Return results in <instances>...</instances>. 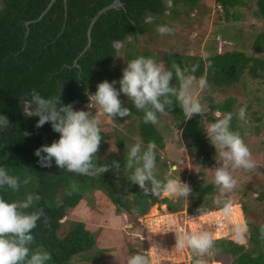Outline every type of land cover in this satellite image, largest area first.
Masks as SVG:
<instances>
[{
    "label": "trees",
    "instance_id": "1",
    "mask_svg": "<svg viewBox=\"0 0 264 264\" xmlns=\"http://www.w3.org/2000/svg\"><path fill=\"white\" fill-rule=\"evenodd\" d=\"M203 1L122 0V7L102 15L95 24L92 44L87 50L88 31L93 19L115 0H68L67 4L64 0H57L53 5V0H0V114L6 115L10 122L8 130L0 133V164L7 165L11 174L20 176L21 179L25 175L33 177V182L27 186L22 185L19 192L5 189L0 195L9 201H19L28 192L38 194L39 198L32 210L43 208L48 219L45 222L42 218L33 230V247L40 246L51 252L52 260L49 264H73L76 257L96 249L97 239L85 223L67 221L69 212L79 207L91 190L105 192L116 207V214L127 215L133 222L138 217L147 216L157 204L166 205L170 211L176 208L163 196H145L143 190L127 178L124 168L128 136L117 128L116 145L117 149L124 152V156L118 157L113 153L111 159L102 157L112 140L109 134L104 133L97 157L98 164L118 161L119 172L110 168L101 176L82 177L67 173L55 164L52 168H41L37 163L38 157L34 155L35 150L43 144H51L59 138V134L52 130L50 123L37 128L39 117L25 116L22 103L29 98L27 92L36 88L43 95L58 94L59 82L62 84V102L73 104L75 109L83 108L89 104L88 93L94 94L100 82L119 81L122 78L126 63L118 65L119 58L112 55L113 40L125 41V61L132 59L137 56L134 49L141 37L149 35L150 40L156 38L157 34L153 29L162 19L170 17L171 20H177L181 16L191 18L199 12ZM215 2L227 21L240 19L234 11L243 4L242 0ZM255 15L264 22V0L257 1ZM146 17H152L155 22L145 23ZM252 49L260 55L264 54V34L257 37ZM162 61L169 69L178 63L197 79L206 77L209 86L204 91L211 93L205 98L210 104L209 110L221 115L233 113V130L239 129L238 117L234 111L236 100L227 98L222 103H217L213 94H225L234 89L247 75L253 81L264 82V59L248 56L240 51L216 53L208 58L166 53ZM171 83L173 86L177 84L175 77ZM196 90L198 88L194 89ZM166 110L183 129L182 137L189 152L195 151L205 168L213 166L211 142L203 129L218 117L209 116L206 112L187 119L178 105ZM131 112L129 117H117V123L120 124V119L131 122L127 133H137L145 146L154 141L157 145V164L161 163L158 152L166 150L164 135L157 124L143 122V112ZM241 132L245 137V133ZM163 168L169 167L163 163ZM238 190L243 191V196L249 199V186L238 187ZM220 195L214 181L208 185L193 186L188 214L198 216L221 210L222 205L214 204ZM180 200L184 202L183 199ZM255 201H264V193H260ZM242 208L246 211L244 206ZM247 226L250 231L248 247L226 239L219 240L212 248L214 256L211 259L225 264H264L261 226L248 220ZM136 239L138 238H134Z\"/></svg>",
    "mask_w": 264,
    "mask_h": 264
},
{
    "label": "clouds",
    "instance_id": "2",
    "mask_svg": "<svg viewBox=\"0 0 264 264\" xmlns=\"http://www.w3.org/2000/svg\"><path fill=\"white\" fill-rule=\"evenodd\" d=\"M154 22L152 17L145 19V23ZM155 30L162 36L175 33V28L168 24L158 23ZM125 43L123 40L111 42L114 57L124 58ZM173 77L177 81L175 86L171 83ZM208 86L206 77L201 76L197 79L178 63L169 69L163 62H158L153 57L137 55L126 60V67L123 68L119 81L104 80L97 85L94 94L88 93V107L98 105L102 112L111 118L129 117L132 112L123 106L120 99L123 94L137 111L143 112L145 124H158L159 117L168 112L166 109H172L177 105L184 116L191 119L196 114L203 115L208 111L194 94V89H206ZM61 94L62 84L58 82V94L43 95L41 91L33 88L27 92L29 98L24 99L22 103L26 117H39L37 128L50 123L52 130L59 134V138L53 140L51 144H43L35 150L34 155L38 157L39 166L52 168L55 164L67 173L82 177L101 176L110 168H115L119 172L118 161L98 164L97 153L104 140V129L98 113L93 115L90 111L75 109L71 103L64 104ZM237 117L240 121L247 122V105L240 107ZM232 120L233 113H227L203 129L217 150V161L222 162V166L215 168L214 173V183L221 194L235 189L237 179L233 173L251 172L256 168L244 136L231 127ZM9 126L8 117L0 114V133H5ZM156 149L154 141L148 142L145 146L143 140H137L130 146L124 168L127 178L138 185L145 196L151 195L156 198L165 196L188 201L192 188L181 180L178 164L170 163L163 177L158 174ZM32 182L31 175H25L21 179L20 176L11 174L7 165L0 164V192L5 189L19 192L22 185L27 186ZM38 198V194L33 192L26 193L19 201H9L0 195V264H49L52 260L50 251L40 246L33 247L35 244L33 230L37 228L42 218L45 222L48 219L43 208L32 210ZM215 203L222 205V214L228 219V223L232 224L236 242L245 243L247 226L242 221L233 224V201L217 197ZM199 216L196 217L197 220ZM260 232L264 237V226H261ZM175 233V249L183 251L189 248L196 257L208 253L215 244L214 232L207 228L187 233L176 230ZM126 264H151V258L142 252H136L127 257ZM197 264H200L199 259Z\"/></svg>",
    "mask_w": 264,
    "mask_h": 264
},
{
    "label": "rangeland",
    "instance_id": "3",
    "mask_svg": "<svg viewBox=\"0 0 264 264\" xmlns=\"http://www.w3.org/2000/svg\"><path fill=\"white\" fill-rule=\"evenodd\" d=\"M257 1L242 0L243 4L237 11H234L240 16L238 21H227L222 10L217 7L215 0H204L200 4L199 12L192 15L191 18L181 16L177 20H171L167 15L169 18L162 19L160 24H168L174 27L175 33L162 36L156 32V38L153 40L149 39V35H145L140 38L134 51L137 55L153 57L158 62H163L162 58L166 53L208 58L216 53L233 51H240L248 56L264 59V54L260 55L252 49L257 37L264 34V22L255 15ZM155 28L154 31H156ZM125 63L124 49V58H119L118 65ZM194 94L208 109L207 115H214L218 118L224 116L219 113L214 114L209 110L210 104L205 101V98L211 94L209 91L198 89L194 91ZM213 95L217 103H222L227 98H234L237 102L234 109L236 115L240 107L247 105V122L238 119V131L245 133V142L249 146L256 164L255 170L251 172L236 171L233 173L237 179L235 189L221 194L219 198L221 200L230 199L234 206H238L246 226L247 220L264 226V201H255L260 193H264V82L253 81L247 75L234 89L228 90L225 94L216 93ZM120 99L123 106L134 112L137 111L126 96L122 94ZM88 105L80 109L90 111L93 115L98 113L104 133L112 137L102 157L106 160L111 159L113 153L118 157L124 156V152L117 149L115 128L128 136L127 148H129L139 140L137 133L130 135L126 131L131 127V122L127 123L126 120L120 119L122 121L118 124L119 118L107 116L98 105L92 108H89ZM257 119L262 121H256ZM157 126L165 137L166 145V150L158 152L161 157V163L157 164L160 177L166 174L169 169L163 168V163H166L168 167L172 163L179 165L181 180L188 183L191 188L195 185L212 183L215 168L222 166V162L217 161L216 148L212 147L213 145L210 143L213 166L205 168L195 151L189 152L187 143L182 137L183 129L174 122L171 115L168 113L161 115ZM241 186L242 188L249 186V199L243 196V191L238 190V187ZM162 198H168L176 209L170 211L166 205L157 204L147 216L138 217L133 222L127 215L116 214V207L109 201L105 192L97 189L89 191L81 205L69 212L67 221L85 223L95 235L97 247L90 253L76 257L73 264H126L128 256L136 252L146 254V249L148 251L150 249L158 255V257L155 256L156 261L162 262V254L168 252L166 255L173 258V264H189V256L192 254V250L189 248H185L183 251L175 249V231L190 232L189 221L197 216H191L187 212L189 199L182 202L180 198L165 196ZM214 204L216 205V203ZM242 206L246 208V211H243ZM161 221L164 229L161 228ZM192 224L194 225L195 222ZM158 229L159 232H157ZM249 232L247 226L245 243H238L239 245H247L248 247ZM229 236L231 239L227 240L235 242L234 234ZM134 238L138 239L134 240ZM149 257L151 258L150 255ZM203 260L202 264H215L211 258ZM156 261L151 258V264H159ZM221 263L225 264L224 262Z\"/></svg>",
    "mask_w": 264,
    "mask_h": 264
},
{
    "label": "built area",
    "instance_id": "4",
    "mask_svg": "<svg viewBox=\"0 0 264 264\" xmlns=\"http://www.w3.org/2000/svg\"><path fill=\"white\" fill-rule=\"evenodd\" d=\"M176 215V214H173ZM199 216V215H198ZM191 220L193 221H189L190 226L189 229L190 231H196L199 230L200 228H207L210 231L214 232V241H219V240H224V239H231L229 235H232L233 232H231L232 229V224L228 223V219L226 217L223 216L222 211L221 210H217L214 212H210L207 214H203L199 216V220L196 219V217L191 218ZM232 221L233 224L236 222H244V218H243V214L241 212V210L238 208V206H234V211H233V216H232ZM195 222V226L192 224ZM162 221H161V228H163L162 226ZM160 228V227H159ZM157 232H159V229L157 230ZM161 232H163V230H161ZM247 236V234H246ZM163 240V239H161ZM236 242V239L234 240ZM192 254L189 256V264H197V260L199 259L200 264H202L204 262L203 259L205 258H212L214 256V253L212 251V249L206 253L205 255H203L202 257H196L195 254L193 252H191ZM146 254H148V256L150 255L151 258L153 260H157L155 258V256L158 257V255H156L155 253H153L150 249L149 251L146 249ZM166 254H168V252L163 253L161 259L162 262L160 261H156L159 264H173V258L171 256H167ZM165 255V256H164Z\"/></svg>",
    "mask_w": 264,
    "mask_h": 264
},
{
    "label": "water",
    "instance_id": "5",
    "mask_svg": "<svg viewBox=\"0 0 264 264\" xmlns=\"http://www.w3.org/2000/svg\"><path fill=\"white\" fill-rule=\"evenodd\" d=\"M57 0H53V2H52V5H53V3H55ZM65 1V4H67V2H68V0H64ZM51 5V6H52ZM122 0H115V2L112 4V5H110V6H108L107 8H105L104 10H102L94 19H93V21H92V23H91V25H90V28H89V31H88V37H89V45H88V48H87V50L91 47V44H92V31H93V28H94V26H95V24L98 22V20L101 18V16L102 15H105V14H107L109 11H111V10H117V9H119L120 7H122ZM51 6H50V8H51ZM49 8V9H50ZM49 9H48V11H49ZM47 11V12H48ZM46 12V13H47ZM45 13V14H46ZM44 16V15H43ZM43 16L40 18V19H42L43 18ZM86 50V51H87Z\"/></svg>",
    "mask_w": 264,
    "mask_h": 264
}]
</instances>
